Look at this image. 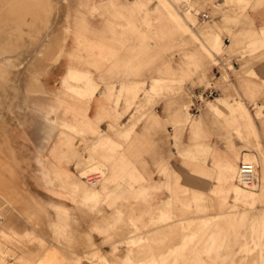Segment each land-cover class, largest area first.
Instances as JSON below:
<instances>
[{
	"label": "crops",
	"instance_id": "crops-1",
	"mask_svg": "<svg viewBox=\"0 0 264 264\" xmlns=\"http://www.w3.org/2000/svg\"><path fill=\"white\" fill-rule=\"evenodd\" d=\"M177 1L74 0V8L84 12L83 22L77 24L75 27L77 30L70 29V37L61 57L42 76L41 88L37 92H43L45 95L35 97L26 113L9 120L8 127L13 145L10 142L8 127L0 123L1 127H7L8 144L12 149L11 155L6 153L7 143L2 138L0 154L3 153L14 174L22 179L27 187L23 196L20 190L17 193L20 195L19 202L25 200L22 204L27 212L28 222L32 221L36 215L34 213L37 212L31 209L34 206L30 205L31 202L44 208L43 215H47V208L28 189L20 167L25 171L35 195L49 203L52 201L71 208L72 203L69 199L73 196L71 191L53 187L50 178L44 175L46 171L44 173L42 165L52 164L55 168L53 169L61 173L63 179L67 181L66 184L70 186L71 173L76 172V161L80 170L87 163L96 165V159L108 167L109 220H112L114 212L115 214L120 212L123 214L120 221L123 219L126 221L131 217L138 223V232L127 236L123 240L125 243L128 242V238H131L129 242H135L141 233H160L162 234L160 239L163 241L166 235L169 236L167 233L171 228L176 229L177 223H151L152 215L155 214L156 220L163 221L167 214L180 209L181 206L188 207L190 211L196 210V205L201 206L208 194L212 199L209 204L210 214L198 218L189 217L190 220L194 218L199 223H204L203 227L206 230L213 229L212 222L215 220L216 223L221 216L241 213L238 203L243 202L244 194L237 189L234 182L237 175L236 160L252 161L256 160L257 155L243 152L244 150H233L237 145L231 140L234 153H224L223 148L216 149L214 150L216 154L209 156L207 162L201 165L207 171L208 169L217 171L223 166L231 184L220 185L217 180L202 177L201 183L205 181L210 185L207 195L188 186V180L194 173L190 165L197 142L192 133L197 130L200 121L195 113L188 111L189 116L181 106L177 107L172 102L169 95L170 89H173L170 83L174 78L163 76L150 78L146 63L150 34L148 23L149 20L153 23L157 20L152 33L164 35L166 30L172 31L174 40L175 36H178L179 42V34L174 27L165 29V20L169 15L179 23L185 33L200 42L194 51L187 52L186 58L182 59L183 63L188 57L193 58L197 50L216 53L214 49H218L220 42L224 41L225 52L215 56L219 65H223L230 75L242 99L233 106L225 97H216L208 101V108L216 113H223L224 108L229 107L234 113L233 120L238 125L239 137L244 141L255 138L263 155L264 122L259 119L257 114L259 110L250 100L257 102L258 107H262L264 103V0H190L191 5L188 8L193 11L197 10L194 6L208 4L206 9L202 10L210 14V19L205 22L210 27L204 33L195 30L196 26L189 22L186 10L185 15L178 12L175 5ZM233 2L238 6L244 2L249 4L242 13L236 10L228 11V4ZM222 5H225L226 9L214 16L216 9ZM212 21L218 26L213 27L214 23H210ZM82 28L84 31L81 33L78 30ZM80 34L96 36L103 42L93 45L78 44L76 41L80 39ZM210 38L213 40V49L206 43ZM107 51L116 54L107 60H102L103 55L97 54ZM81 52H93L94 55L79 54ZM232 61H237V65L230 67L224 65L225 62ZM167 71L177 74L175 68H169ZM211 74L213 76L209 84L216 86L215 80L220 78L222 73L214 65ZM207 88L208 85L203 84L190 89L192 100L190 110H197L198 113L204 107V102L199 100V94ZM219 91L222 95L221 89ZM160 94L163 98L153 105L154 113L150 114L147 110L149 101ZM25 104L28 105V101ZM261 112L264 117V107ZM256 119L261 121L257 122ZM179 120L184 123L183 131L176 129L180 126L177 124ZM58 121L63 129L67 125L81 136H76L71 130H56L54 124ZM252 121L259 136L251 129ZM3 132L5 133L4 130ZM83 137L90 139L88 145ZM74 147L83 153L82 157L75 158ZM93 147H96V150ZM16 169L18 171H15ZM83 190L86 188H80V195H83ZM216 190L227 192L223 202L212 193ZM27 193L30 197L28 199L24 197ZM101 193L102 191L100 195ZM59 195L63 197L60 199L61 202L56 198ZM229 197L235 203L230 202ZM1 207L0 229L9 212ZM60 209L55 223H64L66 208ZM223 209V212H219ZM30 228L27 229V236L31 233ZM91 237L99 244L106 241V236L96 231L91 233ZM121 242L102 244L101 250L110 253L112 246ZM121 250L122 254L117 257L122 260L128 259L130 252L127 244L122 245ZM61 251L53 247L50 253L51 255L56 253L55 257L59 261L65 256L75 264H90L91 260L87 258L79 261L78 255L80 257L81 250L80 253L76 252L77 256L69 249L61 248ZM95 253L106 259V255L100 249ZM164 260L163 256L162 261ZM240 260L241 257L238 256L236 261H226L222 264H240Z\"/></svg>",
	"mask_w": 264,
	"mask_h": 264
},
{
	"label": "rangeland",
	"instance_id": "rangeland-1",
	"mask_svg": "<svg viewBox=\"0 0 264 264\" xmlns=\"http://www.w3.org/2000/svg\"><path fill=\"white\" fill-rule=\"evenodd\" d=\"M54 1L52 0L53 3H51L49 0H0V9L3 7L0 10V30H2V32L0 31V123L7 127L11 118H16L17 115L26 113L29 110L30 103L35 97L45 95L43 92L35 93L31 91H33L35 86H40L41 78L47 69L61 57L66 46H61L65 35H70V29L71 31L77 30L75 28L77 24L83 22L84 12L74 8V0ZM234 3L228 4V11L232 10L234 12L236 10L242 13L249 4V2H244V4L238 6L236 4L234 5ZM175 5L180 14L185 15V10L187 11L188 20L196 26V31L199 32L200 30L204 33L210 27V25L206 24V21V23L200 21V15L204 13L202 10H205L208 4L197 7L192 4L197 8L196 11L188 8L191 5L190 0H178ZM7 7L8 9L10 7L13 8L9 14L7 13ZM31 8H34L35 11L32 12L30 10ZM223 9H226L225 5L216 9L213 15L221 14ZM164 10L166 12L165 8ZM37 16L40 19H37ZM44 16L50 18V24L52 20L53 23L50 25L51 27L44 26V35L42 32V41L48 43L42 42V45H39L37 42L41 36L39 37L33 33L34 24L32 21L35 19L37 22L42 23L44 22ZM167 17L165 20V29L170 26L174 27L179 34V42H177L178 36H175L174 40L172 31L166 30L164 35L152 33V28H156L155 23L157 20L154 23L152 20H149V50L146 63L149 68L150 78L153 76L174 78V81L170 83L173 87V89H170L171 94L169 95L172 98L171 100H173L172 102L177 107L181 106L185 112L190 111L191 113H195L200 121L199 127L192 133L197 142L194 148L195 152L191 156L190 165L194 173L188 180V186L192 190L201 191L207 195L206 193L210 191V185L205 181L201 183L202 177L217 180L220 185L231 184V181L227 179V171L223 166L217 171L211 169L207 171L201 165L207 162L209 156L216 154V149L223 148L224 153H234L231 148V140H233L237 145L233 150H244L243 152H250L257 155L256 160H252L251 162L256 164L259 173V182L255 187L246 188L240 185L237 182V176L238 165L241 159H235L237 175L234 182L236 183L237 189L244 194L243 202L238 203V209L241 210V213L237 212L236 214L221 216L216 223H212L213 229L206 230L203 227L204 223H199L194 218L190 220L189 217L197 216L198 218L210 214L209 204L212 202V199L208 194L207 197L205 196V202L201 206L196 205V210L190 211L188 207L183 208L181 206L180 209L167 214L163 221L156 220L155 214L152 215L151 223H177L176 229L172 230L171 228L168 233L167 230L165 231L169 236L166 235L163 241L160 239L162 238V234L160 233H141L139 234L140 238H136L135 242H129L131 238H128V242L125 243L123 240L127 236L138 232V223H135L131 217L126 221H124L125 219L120 221L123 215L120 212H116V214L114 212L112 220H109L110 216L107 211L108 186L110 184L108 167L105 164H100L96 159L95 162L98 167L95 164L87 163L80 170L77 166L78 161H76V172L71 173L72 184L70 186L66 184L67 181L63 179L62 174L54 170L55 168L52 164L47 162L48 166L45 164L42 165L44 173L46 171L44 175L50 178V184L53 187L63 188L66 191L69 189L71 191L73 195L69 197L72 203L71 208L64 207L52 201L49 203L35 195L25 175V171L20 167L28 189L47 208V215H43L44 208L37 203L31 202V204L38 206L41 210H36L35 217H33L32 221L28 222L27 212L23 208L25 200H23L24 202H19L20 195L17 193L20 190L23 196L26 193L24 189H27V187L25 182L14 174L15 172L11 169L12 166H9L5 160V156L1 152L0 206L9 212L4 211L7 212V219H5V223L2 224L0 229V264H75V262L67 260L65 256L59 261L55 257L57 255L56 253L51 255L50 252L53 247H57L60 252H62L61 248L69 249L70 252L72 250L74 255L81 250L80 257L78 255L79 261L87 258L91 260L90 264H222V262L226 261L234 262L238 256L241 257L240 264H264V154L262 155L255 138L244 141L239 137L237 131L238 125L234 122V113L229 107L224 108L223 113H216L209 110L208 101L211 99H207L204 101V107L201 108L200 112L196 113L195 110H190V105L192 104L190 89L203 84L209 86L212 80L211 76H213L211 73L214 65L222 73V76L215 80L216 87L222 91V95L218 97H225L233 106L236 105L237 101L242 99L238 88L230 79V75L224 66L219 65L217 56L225 52L223 48L224 41L222 40L220 42L218 49H214L216 53L202 49L197 50L193 58L188 57L186 62L183 63L182 59L186 58L187 52L189 50L194 51L200 45V42L185 33L175 19L169 15ZM225 19L227 18L225 17ZM199 21L202 23L200 24ZM210 23H214L213 27L218 26L215 21ZM45 29L47 30L45 31ZM57 30L60 31L58 32ZM53 31H56V33L54 34ZM62 31L63 34L60 33ZM78 31L82 33L84 30L82 28ZM46 32L48 33L47 35ZM61 36L63 37L60 41ZM51 37H58L59 40L58 38ZM79 37L80 39L76 42L81 45H93L94 43L100 44L103 42L101 38L93 35L85 36L80 34ZM212 41L211 38L206 40V43L211 48L213 47ZM79 54L94 55L93 52H81ZM97 54L103 55L102 60H107L116 53L107 51ZM90 58L92 59V56ZM226 64L229 67L231 66L230 62ZM36 68L37 70H35ZM169 68H175L177 74L169 73L167 71ZM235 73L237 74V72ZM38 87L35 89L39 90L40 87ZM156 97L150 98L151 100L147 108L150 114L154 113L153 105L159 102L163 98V95L160 94ZM27 101L28 105H24ZM250 101L254 102L259 110L257 113L258 117L264 122V117L261 112L264 103L262 107H258L257 102ZM248 108L253 113L251 107L248 106ZM188 115L190 116L189 112ZM256 120L257 122L261 121ZM177 124L180 126L176 129L183 131L184 123L182 120H179ZM7 127L3 128L0 125V140L3 138V141L7 143L5 151L9 153L12 149L8 144ZM54 128L58 131L71 130L76 133V136H81L67 125L63 129L60 121L54 124ZM251 129L259 136V132L253 121L251 123ZM8 131L10 142L13 145L9 127ZM83 139L87 145L90 143V139L85 137ZM96 147L98 146L96 145ZM96 147H93V149L96 150ZM74 149L76 159L83 156V153L77 147H74ZM15 171L18 170L16 169ZM89 173H99L101 175V181L98 186H94L87 181L85 177ZM80 188H86V190H83V195H80ZM100 191H102L101 195ZM212 193L218 200L221 199L219 200L220 202H223L227 194L225 191L217 190ZM24 197L27 199L30 198L28 193ZM56 198H58L59 202H61L60 199H63L60 195ZM228 199L230 202L235 203L231 197ZM60 207L66 208L64 223H55L61 212ZM223 211L224 209L219 212ZM29 227H31V233L27 236V229ZM233 227L239 228L234 229ZM143 230L141 229V231ZM94 231L106 236V241L102 244H113L115 241L122 242L119 245H113L112 251L107 253L101 250L102 244L92 240L91 233ZM124 244H127L128 252H130V257L126 260L117 257L122 254L121 249ZM77 246H82V248ZM99 249L106 255V259L101 257L100 254L95 253ZM133 249H135L134 252ZM163 256L165 257L164 261H162Z\"/></svg>",
	"mask_w": 264,
	"mask_h": 264
},
{
	"label": "built area",
	"instance_id": "built-area-1",
	"mask_svg": "<svg viewBox=\"0 0 264 264\" xmlns=\"http://www.w3.org/2000/svg\"><path fill=\"white\" fill-rule=\"evenodd\" d=\"M209 19H210V14L204 12L201 16V21L205 22L208 21ZM224 65L228 67L227 64L224 63ZM231 65L232 66L237 65V61H232ZM219 95H220L219 89L213 84H211L208 86V88L205 91L199 94V100L200 102L203 103L205 100L215 99ZM85 178L90 184L97 186L99 185L101 175L99 173H93L87 175V177ZM237 182L246 188H253L255 185H258L259 173H258V168L254 162L243 160L239 163Z\"/></svg>",
	"mask_w": 264,
	"mask_h": 264
},
{
	"label": "bare ground",
	"instance_id": "bare-ground-1",
	"mask_svg": "<svg viewBox=\"0 0 264 264\" xmlns=\"http://www.w3.org/2000/svg\"><path fill=\"white\" fill-rule=\"evenodd\" d=\"M49 1H51V3H53L52 0H49ZM53 1H54V0H53ZM13 2H14V1H13ZM54 2H56V1H54ZM15 3H17V2H15ZM2 4H3V3H2ZM11 4H12V3H11ZM11 4H10V5H11ZM48 4H50V3L48 2ZM13 5H14V4H13ZM20 5H21V4H20ZM52 5H53V4H52ZM55 5H56V4H55ZM1 6H2V5H1ZM21 6H22V5H21ZM47 6H48V5H47ZM12 7H13V6H12ZM2 8H3V7H2ZM2 8H1L0 10H2ZM26 8H27V7H26ZM47 9L50 10L49 7H47ZM11 10H13V8L10 7V8L8 9V7H7V13H8V14L11 12ZM16 10H17V8H16ZM30 10H31L32 12L35 11L34 8H31ZM37 10H38V9H37ZM14 11H15V10H14ZM14 11H13V12H14ZM59 11H60V10H59ZM61 11H62V10H61ZM16 12H17V11H16ZM19 13H21V12H19ZM42 14H44V13L42 12ZM60 15H61V13H60ZM54 16H55V15H54ZM201 16H202V15H201ZM1 17H2V16H1ZM5 17H6V16H5ZM60 17H62V16H60ZM33 18H34V17H33ZM36 18H37V19H40L39 16H37ZM51 19H52V17H51ZM53 19H54V18H53ZM43 20H44V22H42V23L37 22L35 19L32 21L33 24H34L33 33H34L35 35H38L39 37L41 36V37L39 38V41L37 42V43H39V45H42V42H43L41 38L43 37V36H42V32L44 31V29H43L44 26L46 25V26H48V27H51L50 25L53 23V20H52V23L50 24V21H51L50 18L45 17V16L43 17ZM66 20H67V19H66ZM15 21H16V19H15ZM61 21H62V20H61ZM45 22H46V23H45ZM61 23H62V22H61ZM55 24H56V23H55ZM57 24H58V23H57ZM16 25H17V23H16ZM61 25H62V24H61ZM22 26H23V25H22ZM17 27H18V26H17ZM26 27H27V26H26ZM36 28H38V30H36ZM51 29H52V28H51ZM57 29H58V28H57ZM46 30H47V29H45V31H46ZM53 30H55V29H53ZM60 30H61V29H60ZM60 30H59V31H60ZM0 31L2 32V30H0ZM51 31H52V30H51ZM57 31H58V30H57ZM59 31H58V32H59ZM10 32H12V31H10ZM18 32H20V31H18ZM49 32H50V31H49ZM4 33H5V32H4ZM44 33H45V32H43V35H44ZM53 33L55 34L56 31H55V32L53 31ZM53 33H52V35H53ZM60 33L63 34V31L60 32ZM30 34H31V33H30ZM47 34H48V33L46 32V35H47ZM46 35H45V36H46ZM60 35H61V34H60ZM64 35H65V34H64ZM64 35H63V36H64ZM50 36H51V34H50ZM50 36H49V37H50ZM54 36H55V35H54ZM56 36H58V35H56ZM63 36L60 37V41H61V38H62ZM69 36H70L69 34L65 35V37H64L65 39L62 40L63 42H61V43H63V44H62V45L60 44L62 47H63V45H66V42H67ZM0 37H1V35H0ZM33 37H34V36H33ZM51 38H58V37H51ZM1 39H2V38H1ZM18 39H19V38H18ZM51 40H53V39H51ZM54 40H55V39H54ZM58 40H59V38H58ZM52 42H53V41H52ZM43 43H48V42H43ZM58 43H59V42H58ZM52 44H53V43H52ZM44 45H45V44H44ZM55 45H56V44H55ZM62 47H61V48H62ZM39 49H40V48H39ZM41 50H42V49H41ZM38 51H39V50H38ZM36 52H37V51H36ZM32 53H33V52H32ZM35 55H38V54H35ZM33 57H34V55H33ZM33 57H32V58H33ZM38 57H39V56H38ZM35 61H36V58H35ZM28 63H29V62H28ZM33 64H34V63H33ZM39 65H40V64H39ZM39 65H38V66H39ZM36 67H37V66H36ZM30 69H31V68H30ZM35 70H37V68H36ZM33 73H34V72H33ZM40 74H41V73H40ZM27 75H28V74H27ZM36 75H37V74H36ZM28 76H29V75H28ZM23 81H24V80H23ZM27 82H28V81H27ZM37 83H38V82H37ZM18 84H19V83H18ZM22 87H23V86H22ZM37 87H38V86H35V87L33 88V91H31V92H37L38 90L35 89V88H37ZM39 87H40V86H39ZM39 87H38V88H39ZM40 88H41V87H40ZM11 89H12V88H11ZM7 153H8V152H7ZM8 154L11 155V152H9ZM15 166H16V165H15ZM89 174H90V173H89ZM89 174H88V175H89ZM100 181H101V178H100ZM100 181H99V182H100ZM94 186H96V185H94ZM97 186H98V185H97ZM255 186H256V185H255ZM255 186H254V187H255ZM27 203H29V202H27ZM29 204H30V203H29ZM27 205H28V204H27ZM30 205L32 206V204H30ZM29 209H30V208H29ZM31 209H33V211H34V210H37V211L41 210V209H39L38 206H35V205H34L33 207H31ZM34 212H36V211H34ZM34 214H36V213H34ZM41 215H42V214H41ZM213 222H214V221H213ZM213 222H212V223H213Z\"/></svg>",
	"mask_w": 264,
	"mask_h": 264
}]
</instances>
